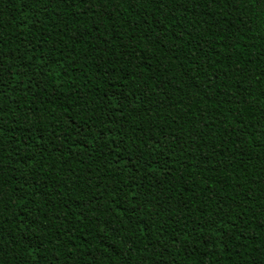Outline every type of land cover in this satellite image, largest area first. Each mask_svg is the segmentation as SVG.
I'll use <instances>...</instances> for the list:
<instances>
[{"label":"trees","instance_id":"16d2710c","mask_svg":"<svg viewBox=\"0 0 264 264\" xmlns=\"http://www.w3.org/2000/svg\"><path fill=\"white\" fill-rule=\"evenodd\" d=\"M0 264H264V0H0Z\"/></svg>","mask_w":264,"mask_h":264}]
</instances>
